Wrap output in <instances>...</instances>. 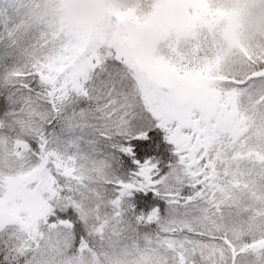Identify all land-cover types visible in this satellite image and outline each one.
I'll return each instance as SVG.
<instances>
[{"label": "snow or ice", "instance_id": "6c2138e0", "mask_svg": "<svg viewBox=\"0 0 264 264\" xmlns=\"http://www.w3.org/2000/svg\"><path fill=\"white\" fill-rule=\"evenodd\" d=\"M145 2L65 30L0 0V264H264V53L146 51Z\"/></svg>", "mask_w": 264, "mask_h": 264}, {"label": "rangeland", "instance_id": "374dc122", "mask_svg": "<svg viewBox=\"0 0 264 264\" xmlns=\"http://www.w3.org/2000/svg\"><path fill=\"white\" fill-rule=\"evenodd\" d=\"M258 1L260 0H206V5L202 4L201 11L194 18L200 20L201 25L194 26L193 21L188 18L187 26L190 28L184 29L182 24L186 8L191 6L190 0H146L136 13L144 14L141 16V24L145 23L149 12L157 9L159 18L173 22L174 27H179L180 30L170 32L161 40L162 32L144 25L136 37L145 40L140 45L146 51L153 52L160 50L166 41L178 39L182 48L199 49L209 70L223 78L243 67L247 62L246 56L255 50L246 18L250 7ZM27 4L29 10L53 19L65 30L86 28V22L94 18L96 8L99 20L125 10H133L132 0H27Z\"/></svg>", "mask_w": 264, "mask_h": 264}, {"label": "trees", "instance_id": "16d2710c", "mask_svg": "<svg viewBox=\"0 0 264 264\" xmlns=\"http://www.w3.org/2000/svg\"><path fill=\"white\" fill-rule=\"evenodd\" d=\"M202 4L206 5V0H190V5L186 8V16L183 20L182 26H184V29L190 28V26H187L188 23V18L193 21L194 26H199L201 25L200 20H194L195 16L198 14L199 11L202 9ZM160 7V5H159ZM250 12L247 15L248 18H246V22L248 25V30L250 31L251 37L254 41L255 44V50L253 51L252 54L256 53H264V0L263 1H258L254 6L250 7ZM144 13V12H143ZM204 14V12H203ZM96 15V16H95ZM94 18L86 22L87 25L85 27H88L91 24L96 23L99 21V11L96 8ZM144 14L139 13L136 14V31L135 35L137 36V32L143 28V26L149 25L151 28H154L155 30L162 32V39H165L170 32H176L180 30L179 27L175 28L173 22L168 21L167 19L164 18H159L157 16V9L154 11L149 12V17L145 21V23L141 24V21L143 20L141 16ZM146 15V16H147ZM248 19V20H247ZM188 27V28H186ZM137 38V37H136ZM139 43H144L145 40H141L137 38ZM242 67H240L234 74L232 75H238L241 71Z\"/></svg>", "mask_w": 264, "mask_h": 264}]
</instances>
